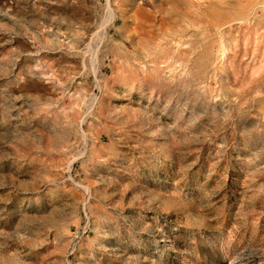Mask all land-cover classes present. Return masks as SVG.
Segmentation results:
<instances>
[{
	"label": "rangeland",
	"instance_id": "rangeland-1",
	"mask_svg": "<svg viewBox=\"0 0 264 264\" xmlns=\"http://www.w3.org/2000/svg\"><path fill=\"white\" fill-rule=\"evenodd\" d=\"M0 264H264V0H0Z\"/></svg>",
	"mask_w": 264,
	"mask_h": 264
}]
</instances>
